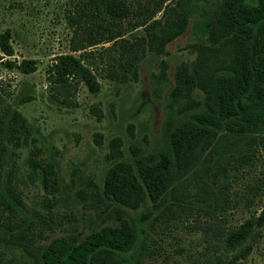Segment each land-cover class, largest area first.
<instances>
[{"label":"trees","instance_id":"1","mask_svg":"<svg viewBox=\"0 0 264 264\" xmlns=\"http://www.w3.org/2000/svg\"><path fill=\"white\" fill-rule=\"evenodd\" d=\"M147 1L149 6L132 9L128 0H80L69 17L70 52L84 53L104 43L118 46L109 63L110 79L121 81L128 71L136 74L135 64L143 60L145 50L154 57L144 76V103L158 107V124L148 127V138L133 137L122 149L120 137L111 138L112 166L101 185L80 176L78 180L90 198L108 209L104 219L127 215L128 222L119 229L93 231L77 243L75 237L64 236L36 245L31 230L13 225L16 206L22 204L8 186L10 170L0 168L6 178L0 181V246L17 251L8 258L0 253V264H142L150 254L147 237L154 224L165 215L184 216L194 209L183 205L188 201L184 187H195L196 212L214 216L228 201L205 178L225 174V165L241 162L252 145L264 146V0ZM130 15L139 18L135 26L144 32L134 43L121 31ZM181 36H186L182 48L193 57L172 62L169 46ZM7 39V32L0 34V49L10 56ZM125 53L128 59L122 62ZM12 62L6 65L12 67ZM14 67L34 70L31 60ZM46 79L55 85L52 101L66 105V94L77 80L96 89L90 70L72 53L55 55ZM31 133L17 109L0 105V165L7 145L26 146L27 139L34 141ZM37 151L32 146L25 159L29 175L53 194L58 191L54 165L45 157L34 158ZM216 232L214 249L201 264H237L264 235V208L237 227Z\"/></svg>","mask_w":264,"mask_h":264},{"label":"rangeland","instance_id":"2","mask_svg":"<svg viewBox=\"0 0 264 264\" xmlns=\"http://www.w3.org/2000/svg\"><path fill=\"white\" fill-rule=\"evenodd\" d=\"M128 1L132 9L149 6L147 0ZM79 2L0 0V34L7 32V43L12 48L10 56L0 49V105L10 104L17 109L26 125L31 126L34 138L32 142L27 139L26 146L7 145L5 163L0 168L10 170L8 186L22 204L16 206L19 211L13 225L31 230L35 244L41 246L64 236L75 237L77 243L93 231L119 229L128 222L127 215L104 219L108 209L100 200L90 198L85 185L78 184L79 176L101 185L105 172L112 166L108 161L111 138L120 137L121 149L133 137L140 140L146 134L148 138V127L158 124L160 113L158 107L144 103V76L154 59L150 52L145 50L143 60L135 64L136 74L125 72L121 81L109 78V63L117 56L118 46L106 47L108 43H104L88 47L84 53L70 52L69 17L75 15ZM138 19L130 15L122 21L123 37L131 43L144 34L142 27L135 26ZM184 41L186 36H181L170 44L172 62L192 59L193 54L182 48ZM70 53L90 70L96 89L91 90L77 80L66 94V105L52 101L50 94H54L55 85L48 83L46 69L55 55ZM127 59L125 53L122 62ZM7 60L14 65L8 67ZM22 60H31L34 70L23 72L15 68ZM114 70L118 75L121 72L118 64ZM32 146L38 148L34 158L45 157L54 165L58 191L53 194L42 189L35 175H29L25 159ZM224 173L215 174L213 180L205 178L214 192L227 199L223 211L211 217L196 212L199 205L195 201V187H184L188 201L183 205L194 209L184 216L165 215L154 224L147 237L150 254L142 264H201L214 249L216 230H231L264 208V146L246 149L242 161L226 164ZM118 178L121 179L119 175ZM4 179L2 172L0 181ZM126 212L132 215L133 211ZM14 252L17 251L0 246L5 258ZM237 264H264V235Z\"/></svg>","mask_w":264,"mask_h":264}]
</instances>
